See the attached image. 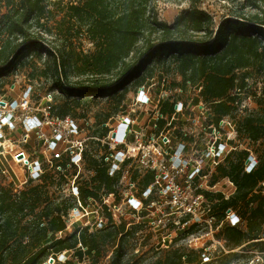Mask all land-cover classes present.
<instances>
[{
  "label": "trees",
  "instance_id": "obj_1",
  "mask_svg": "<svg viewBox=\"0 0 264 264\" xmlns=\"http://www.w3.org/2000/svg\"><path fill=\"white\" fill-rule=\"evenodd\" d=\"M153 1L0 0V81L32 53L26 61L31 78H52V87L69 97L111 96L132 81L150 78L159 63L168 62V68L175 63L183 83H201L199 96L208 108L209 123L217 126L231 118L240 140L264 145V108L237 115L240 96L249 97L251 66L264 64V0H221L229 5L228 13L216 24L198 7L200 0H176L188 7L171 24L160 22ZM80 36L91 44L90 51L71 46V39ZM59 40L63 42L56 45ZM43 54L46 59L37 66L34 57L41 60ZM249 153L251 147H235L215 166L210 184L227 178L235 188L232 195H220L215 203L213 194L206 196L213 215L215 210L222 216L226 209L235 210L244 225L219 229L228 244L253 241L264 251V149L255 151L256 165L246 172ZM89 158L85 161L92 175L77 186L78 201L86 205L89 197L99 200L103 195L109 205L115 204L118 176H110L102 161ZM151 177L144 175L141 185H148ZM39 181L28 178L19 189L12 182L0 183V264H45L50 257L52 264H99L104 248L111 249L108 264H137L127 254L140 224L122 218L116 222L103 205L100 228L76 225L67 232L68 211L76 198L57 201L48 191L65 182L64 176L44 172ZM177 254L178 259L162 264H183L187 256Z\"/></svg>",
  "mask_w": 264,
  "mask_h": 264
},
{
  "label": "rangeland",
  "instance_id": "obj_2",
  "mask_svg": "<svg viewBox=\"0 0 264 264\" xmlns=\"http://www.w3.org/2000/svg\"><path fill=\"white\" fill-rule=\"evenodd\" d=\"M153 4L157 20L166 24H171L179 12L188 7L186 2L177 4L176 0H154ZM198 7L207 12L216 24L223 15L228 13L229 5L221 0H200ZM62 42L59 40L55 44L60 45ZM70 42L76 50L88 52L92 49L91 44L82 36L78 39L73 37ZM262 43H264V40H262ZM30 58H33L32 53L26 56L20 65L0 81V115L10 117L14 123V128H10L12 125L0 128V183L12 182L13 187L16 189L23 186V183L29 177L26 167L16 163L12 157L19 150L25 151L29 161H39L40 165L44 166L45 172L51 173L48 170L50 167H48L46 160L51 158L55 150L53 152L47 150L46 145L47 141L53 138L55 126L51 125L49 121L53 122L57 117L59 119L60 116H68L77 123L78 134L75 135V138L83 140V146L87 149V157L84 159L87 160L90 157L89 149L96 148L98 151L100 148L96 143H90L94 140L89 139V137L103 135L110 126L115 125L119 115L130 111L131 108L136 111L135 113H141L140 117H143V119L147 118L148 114L147 108H138V106L132 105L136 88L142 83L140 79L132 81L111 96L69 97L52 87V78L44 79L40 75L31 78L29 75L31 68L26 62ZM34 59L37 66H40L44 63L46 57L43 54L41 60L35 57ZM167 63H159L155 71L152 72L153 80L147 82L151 84L150 91L154 95L159 90L165 89L168 93L169 102L181 101L184 106V117H192L197 112V108L192 107L196 95L193 90L189 89L181 92L176 91L179 87L183 89V81L181 75L176 72L175 63L169 64V68ZM47 65L49 67L51 63L49 62ZM260 65H263V67H260ZM145 79L142 84L146 83L147 80ZM162 81L164 82L163 85ZM247 83L246 94L249 97L245 94L240 96L241 100L237 115H244L249 112L257 114L263 111L264 64L257 63L251 66V77L248 78ZM25 98L28 99L26 109L19 108L11 111L3 108V101L13 102L11 104L13 105L15 100L20 102ZM165 110H167L166 107ZM25 115H28L31 119L27 123L25 122L24 125ZM230 120L231 118L228 119L230 125L223 128L216 143L220 142L225 145V151L235 147L238 150L251 147V163L248 166L252 165L254 161H257V154H260L264 149V145L260 142L248 145L246 140H240L233 130ZM29 122L32 124L27 125ZM105 123L108 126L104 125ZM34 125L35 127H33ZM161 127H164V124H161ZM167 127L170 129V134L174 136L175 144L178 142L187 144L185 149L187 155L189 154V146L193 142L197 143L198 146L206 147L208 141H212V137L208 132L201 136L198 134L197 129L191 134L184 131L187 135L183 136L182 129L189 130L192 123L187 119H181V117H178ZM56 150L62 152L60 146ZM63 156L65 157V154ZM85 160L76 167L69 169L66 176L67 178L73 177L69 182L65 180V182L60 183V186H52L48 189L50 193H54V198L57 201L62 198H71L69 194H72V187L83 184L92 175V168L87 166ZM208 163L210 164L209 161L203 162L201 169L202 174H208L207 180L202 181V188L209 184V179L211 180L215 169V166ZM70 174L72 177H70ZM37 182L40 181L34 180V183ZM234 189V185L227 178H219L216 186L210 191L213 193H209L210 195L213 194L212 202L215 203L220 195L224 199L229 198ZM137 191H140V189ZM123 192L124 187L120 185V188L117 189L119 200L115 202L116 208L113 213L118 219L122 218L126 222L132 221L141 225L135 233L133 243H131L134 247L132 250H128L127 254L128 258L134 259L137 264H162L165 260L178 259L177 253H183L187 256L183 264H264V251H258L260 246L255 245L253 241L233 247L222 237L219 229L234 220L233 215L226 214L228 209L224 211L223 216L218 210H215L216 214L213 215L215 223L212 220V222L205 223V225L198 226L188 223L181 226V224H178L180 216L177 214L176 209L168 205L166 200L155 197L152 199L153 203L148 202L146 206L142 203L141 206L139 205V207L133 209L132 202L128 203L127 200L122 202ZM262 193L264 194V188ZM57 196H60V199ZM99 212L100 209L96 202H93L90 207L89 205H82V207L70 211L67 217L66 231L70 232L76 225L91 226L90 228L93 229L94 221L97 216L100 217L101 215ZM231 212L237 213L235 210H231ZM212 213L210 214L212 215ZM137 215L144 216L142 221H137ZM237 226L241 229L244 228L242 223L237 224ZM104 251L99 264H108L111 249L104 248ZM65 256V254L59 255L58 258L63 260ZM50 258L45 264L53 263H49Z\"/></svg>",
  "mask_w": 264,
  "mask_h": 264
},
{
  "label": "built area",
  "instance_id": "obj_3",
  "mask_svg": "<svg viewBox=\"0 0 264 264\" xmlns=\"http://www.w3.org/2000/svg\"><path fill=\"white\" fill-rule=\"evenodd\" d=\"M145 80H147L146 83L142 84V82L136 88L132 105L138 106V108H147V118L143 119V117H140L141 113H135L136 111L133 108L119 115L115 125L113 127L110 126L105 134L98 137H89V139L94 140L90 143H96L100 147L98 151L96 148H93V150L89 149V155L102 161L110 176H118L115 188L117 190L120 185H123L122 202L125 200L128 203L132 202L133 209H136L139 205L141 206L142 203L145 206L148 202L153 203L152 199L158 197L166 200L168 205L176 209L177 214L180 216L178 224H181V226H185L188 223L198 226L210 223L214 220V216L210 214L212 213L211 201H209L206 193H213L210 191L216 186V182L219 179L212 184H210L209 179V184L202 188V181L207 180L208 174H202L201 169L205 161H209L212 166H216L231 150L227 149L225 151V145L220 142L216 143L223 128L226 125H230L228 121L230 118L221 119L217 126L209 123L208 108L199 96L201 83L192 84L186 81L183 83V89L179 87L176 90L181 92L189 89L193 90L196 95L192 107L197 108V112L192 117H184V106L181 101L174 100L169 102L168 93L165 89H161L153 95L150 91L151 84L150 82L147 83L153 80L152 76ZM163 83L162 81V85ZM12 103L3 101V108L11 111L19 108L26 109L28 99L25 98L20 102L15 100L14 104L11 105ZM165 107L167 110L163 112L162 109H165ZM178 117L183 120L187 119L192 123V127L189 130L182 129L183 136H186L187 133H194L197 129L198 134L201 136L208 132L212 137V141L209 140L206 147L198 146L195 142L190 143L189 154L187 155V150H185L187 144L184 142L175 144L174 136L170 134V129L167 127ZM29 119L31 118L25 115L23 124L25 125V122L27 123ZM230 121L234 127L233 121ZM49 123L55 128L53 138L47 141L46 149L51 152L55 151L51 158L46 160L48 167H50L48 170L51 171L54 177L62 174L65 180L69 182L73 177L70 174L72 178H67V172L70 168L76 167L83 161V154L87 149L83 146V140L75 138V135L78 134V126L73 119L68 116L60 117L59 119L57 117L53 122L49 121ZM30 124L32 123L29 122L27 125ZM161 124H164V127H161ZM10 125H12L10 128H14L11 118L0 115V128ZM104 125L108 126L106 123ZM58 146H60L62 152L56 150ZM63 154H65V157ZM25 156V151L19 150L12 157L16 163L26 167L29 172V179L33 181L39 180L46 171L44 166L40 165L37 160L29 161L27 156ZM256 162L254 161L252 165L248 166L251 163V153H249L244 162V170L249 172L256 165ZM146 174L152 176L151 182L146 186H142L141 179ZM230 183L232 184V182ZM138 189L140 191H137ZM69 195L76 198V204L70 208L68 215L70 211L82 207L77 199V186L72 187V194ZM93 202H96L99 206L101 215L100 217L97 216L94 221L93 229L90 228L91 226L89 227L90 231L98 229L104 224L105 219L101 211L103 205L107 206L112 218L119 222V219L113 213L116 208L115 204L109 205L103 195H100L99 200L89 197L86 205L90 207ZM227 213L234 216V220L228 223L230 226L239 224V218L231 212V209H228ZM143 218L144 216L139 215L136 217L137 221H142ZM213 223H215V220Z\"/></svg>",
  "mask_w": 264,
  "mask_h": 264
},
{
  "label": "water",
  "instance_id": "obj_4",
  "mask_svg": "<svg viewBox=\"0 0 264 264\" xmlns=\"http://www.w3.org/2000/svg\"><path fill=\"white\" fill-rule=\"evenodd\" d=\"M51 262H53V259L52 258L49 259V263H51Z\"/></svg>",
  "mask_w": 264,
  "mask_h": 264
},
{
  "label": "bare ground",
  "instance_id": "obj_5",
  "mask_svg": "<svg viewBox=\"0 0 264 264\" xmlns=\"http://www.w3.org/2000/svg\"><path fill=\"white\" fill-rule=\"evenodd\" d=\"M26 157V156H25Z\"/></svg>",
  "mask_w": 264,
  "mask_h": 264
}]
</instances>
